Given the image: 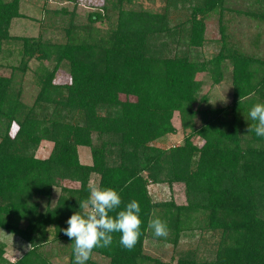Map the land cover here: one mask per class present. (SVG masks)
Listing matches in <instances>:
<instances>
[{
	"label": "trees",
	"instance_id": "trees-1",
	"mask_svg": "<svg viewBox=\"0 0 264 264\" xmlns=\"http://www.w3.org/2000/svg\"><path fill=\"white\" fill-rule=\"evenodd\" d=\"M68 1L73 12L50 14L63 22L64 40L53 41L12 34L21 0H0V66L9 68L0 74V229L28 245L8 261L0 241V264H52L42 248L58 241L73 254L63 229L92 176L119 192L121 209L132 199L141 207L142 234L132 250L118 232L110 247L93 250L108 264H264V137L247 131L251 106L264 102V0H240L234 11L248 23H236L239 33L225 22L226 0H165L160 11L104 0L86 23L74 19L78 1ZM211 16L216 50L205 57ZM201 74L212 85L229 79L230 102L209 104ZM27 75L34 84L28 98ZM175 112L182 143L153 145L176 131ZM44 141L52 146L39 157ZM79 147L89 148L91 163L80 161ZM163 183L181 184L185 203L153 200L149 185ZM154 216L166 221V237L148 227ZM203 230L219 235L210 254L189 249L163 261L144 250L147 238L175 247Z\"/></svg>",
	"mask_w": 264,
	"mask_h": 264
},
{
	"label": "rangeland",
	"instance_id": "rangeland-1",
	"mask_svg": "<svg viewBox=\"0 0 264 264\" xmlns=\"http://www.w3.org/2000/svg\"><path fill=\"white\" fill-rule=\"evenodd\" d=\"M78 4L75 6V20H79L83 23L87 22V13L89 11L100 10L101 5L104 0H77ZM165 0H132L129 7L134 9H146L152 11H160L163 8ZM240 0H226L225 7L231 10H226L224 14L225 22L227 25L234 29V31L240 32L239 27L246 25L248 23L245 18L236 15L234 9H238ZM73 3L68 0H21L20 11L23 16L13 21V25L10 32L15 35H30V36H41L53 41H63L64 31L61 29L63 22L59 18H51L50 14L54 9L59 7H66L69 12H73ZM236 23L239 27H236ZM97 22L96 25H98ZM217 16H211L205 20V29L207 43L202 47V54L205 57H210V55L215 52L216 46L212 38L217 32ZM260 50L264 51V39H260ZM12 61V60H11ZM14 62V61H12ZM49 64V63H48ZM34 62H31V66ZM7 75L9 73V68L6 66H0V74ZM29 75V74H28ZM24 79V89L26 96L29 97L34 90V84L31 82L29 76ZM202 77L203 85L201 87L202 93H207L209 97V104L214 106L225 105L231 100V89L230 80L225 79L219 84L212 85L210 79L206 74H201L198 76ZM67 77L60 72L58 74V81H65ZM172 123L176 128L174 133L167 134L160 139L155 140L152 144L161 148H167L173 145H178L182 143L184 133L178 113L175 112L172 118ZM16 126L14 125L11 129V133H14ZM197 144L202 145L203 140L197 139ZM52 144L44 141L40 144L37 151V156L45 157L49 154ZM79 159L82 163H91L89 148L79 147L78 148ZM96 182L94 176H92L91 183ZM150 194L155 201H163L169 198H173L177 203H185L184 188L181 184H173L168 186L167 184H150L149 185ZM58 188L55 187L52 191V196L50 203L53 205L57 196ZM218 232L203 230L196 231L191 236H182L179 240L177 246H173L171 243L163 242L157 238H147L144 242V250L152 256L159 257L163 261H168L171 256H177L179 252H184L192 249L199 253V255L210 254L216 246L218 239ZM0 241L5 242V259L8 261H14L16 258L22 255V253L27 249L28 245L21 238L10 234L9 232L0 229ZM42 251L46 257L50 259L52 264H74V256L71 253L70 247L66 243L62 242H51L42 248ZM72 254V261L69 262L70 256ZM91 259L96 261L98 264H108L107 259L103 258L98 253H93ZM7 264V263H5Z\"/></svg>",
	"mask_w": 264,
	"mask_h": 264
},
{
	"label": "clouds",
	"instance_id": "clouds-1",
	"mask_svg": "<svg viewBox=\"0 0 264 264\" xmlns=\"http://www.w3.org/2000/svg\"><path fill=\"white\" fill-rule=\"evenodd\" d=\"M252 121L248 124V133L264 137V102L253 104L248 113ZM121 196L112 187L101 186L92 182L88 186V196L79 203V211L74 212L66 221L63 229L73 242L74 264H86L93 250L108 248L113 241V233H120L119 243L132 250L141 237V207L137 200H130L121 209ZM115 213V215H110ZM148 227L156 237L168 235L166 221L154 216Z\"/></svg>",
	"mask_w": 264,
	"mask_h": 264
}]
</instances>
